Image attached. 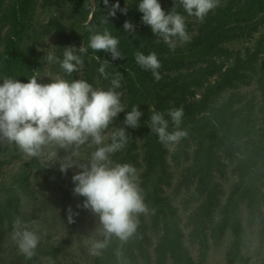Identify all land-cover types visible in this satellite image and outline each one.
<instances>
[{
    "label": "trees",
    "instance_id": "obj_1",
    "mask_svg": "<svg viewBox=\"0 0 264 264\" xmlns=\"http://www.w3.org/2000/svg\"><path fill=\"white\" fill-rule=\"evenodd\" d=\"M5 1L0 0V7ZM70 1L76 22H80L83 44H88L92 30L103 32L108 29L118 38V49L123 58L113 60L110 53L103 50L94 52L90 48L84 56L98 68L105 59L110 61L106 68L109 76H114L116 71L123 75L121 81L127 94L126 114L134 105H139L143 113L138 128L127 127L124 121L121 122L120 127H126L129 134V142L112 159L134 167L144 164L138 183L146 204L156 211L155 214L139 217L138 234L142 238H134L123 245L122 262L139 264V257L148 264L151 262L149 247L153 242L152 230L160 235L155 247L156 264H168L170 259L175 264H196L185 243L179 209L165 193L172 177L169 148L159 141L147 124L150 106L164 114L169 121V131L174 129L168 116L169 109H183L180 128L187 130L188 136L182 140L199 144L195 161L189 167L188 180H191V176L196 179V195H206V201L196 211L194 219L210 221L209 213L221 209L220 223L213 228V234L219 241L230 228L234 241L228 251L226 264L243 260L242 247L246 241V231L239 215L242 203L245 196H249L253 207L259 206V202L264 205V35L246 58H236L232 66L225 69L215 81L208 79L217 72L216 58L229 55V42L259 29L264 21V0H231L228 4L220 5L205 17L197 35L187 42H177L175 51L162 38L156 37L150 26L143 23V13L138 9L140 0H118L120 8L114 16L109 15V12L117 0H108L107 4L105 0ZM36 2L14 0L2 15V19L10 23V32L0 36V42L5 46L0 53L1 82L5 76L27 82L35 75L43 83L30 52L21 43L28 29L27 19L34 11ZM175 2L160 0L165 11H170ZM125 8L126 14L122 11ZM175 10L184 16L188 15L178 2ZM125 21L135 25V32H125ZM52 23L63 47L71 46L65 26L57 19ZM136 51L146 55L151 52L157 54L162 65L159 69L162 78L159 81L155 80L150 70L136 63ZM167 71H172L174 75L170 76ZM250 80L257 84L261 93L258 102H253L254 99L251 101L238 89L240 84H250ZM203 85L204 93L199 99L193 100L197 88ZM256 111L262 114L261 121L255 118ZM219 148L235 164L238 173V179L223 208L219 206L220 190L217 184V172L223 170ZM83 201L84 197L78 205H82ZM78 205L74 210L79 213L74 216V230L89 211ZM19 206L20 196L16 189L8 188L5 200L0 202V221L4 217L11 220ZM118 246L119 242L114 238L110 247L95 258L94 264H121L115 255ZM29 261L31 264H43L37 253Z\"/></svg>",
    "mask_w": 264,
    "mask_h": 264
},
{
    "label": "clouds",
    "instance_id": "obj_2",
    "mask_svg": "<svg viewBox=\"0 0 264 264\" xmlns=\"http://www.w3.org/2000/svg\"><path fill=\"white\" fill-rule=\"evenodd\" d=\"M189 16L201 22L220 5V0H176ZM108 0H105V4ZM165 11L160 0H140L138 9L144 24L150 26L156 37L175 51L177 41L187 42L190 37L186 29L185 16L175 10ZM120 8L119 2L112 6L109 15L114 16ZM127 12V8L122 9ZM107 22V21H105ZM125 32H135V25L125 21ZM119 40L108 29L103 32L92 30L87 45L63 47V58H57L51 51L45 53L43 60L58 62L61 69L71 75L78 71L83 63L82 54L90 48L94 52L105 51L113 60L124 56L118 49ZM136 63L150 70L156 81L162 77L159 72L161 62L155 52L144 54L136 51ZM110 61L104 60L99 73L109 79L106 71ZM122 73L116 71L110 80L108 89L96 88L83 79L69 81L53 77L49 83H41L37 76L27 82L3 77L0 83V144L15 145L28 158L46 157L48 165L59 162L60 171L67 173L69 168L80 169L72 176L75 184L73 194L84 197L82 205L96 218L94 229L102 238H89L84 241L91 256H100L107 250L115 238L119 246L115 249L117 260L122 262V247L138 234L141 215L155 214L145 202L143 191L138 183L137 169L129 163H119L112 156L124 149L129 142L126 127L109 130V126L118 114L125 110L121 103ZM150 118L147 122L152 133L158 136L165 146L178 144L188 136L180 124L183 118L182 108L168 111L174 129L169 131V121L163 113L150 106ZM143 113L139 105L127 111L124 125L131 128L140 126ZM91 149L87 158L81 160V150ZM65 155H60V150ZM74 212L68 208V223H74ZM35 220L23 222L17 218L13 222L11 239L26 260L36 255L41 240L38 228H33ZM47 235V233H44Z\"/></svg>",
    "mask_w": 264,
    "mask_h": 264
},
{
    "label": "rangeland",
    "instance_id": "obj_3",
    "mask_svg": "<svg viewBox=\"0 0 264 264\" xmlns=\"http://www.w3.org/2000/svg\"><path fill=\"white\" fill-rule=\"evenodd\" d=\"M13 1L6 0L0 7V36L10 32V23L8 20H3L2 15ZM230 1L220 0V5L228 4ZM55 19L65 26L71 46L80 47L83 44L80 22H76L70 0H37L34 11L27 19L28 29L23 35L21 43L30 52L43 83L51 82L53 77H60L69 81L83 79L94 87L105 90L111 87L112 76L105 79L99 73L98 66L89 63L90 61L86 60L84 54H82L83 63L78 66V71L71 75L65 73L58 62L48 63L43 60L45 53L49 51L57 58H63V45L58 40L56 30L52 28V22ZM185 20L186 29L191 39L199 33L204 20L201 22L196 17L189 15L185 16ZM262 35H264V21L257 31L239 36L229 42L227 44L229 48L227 54L229 55L216 58L217 72L210 76L208 81H215L225 69L232 66L236 58H240V60L246 58L250 52H253ZM4 49L5 46L0 42V53ZM167 72L170 76L174 75L172 71ZM0 83L2 82L0 81ZM207 84L208 82L205 83V85ZM238 89L251 101H253L252 99L255 100L253 102L259 101L261 93L255 82L240 84ZM116 91L122 93L121 103L125 110L119 113L109 126L110 131L120 127L126 116L127 94L122 81L121 87ZM204 91V85L197 88L192 99H199ZM254 116L259 121L262 120L260 112L256 111ZM167 147L169 148L168 159L172 177L171 185L166 187L165 193L179 209L185 243L191 255L196 264H226L228 251L234 241V234L228 228L224 237L219 241L216 240L213 228L220 223L222 215L219 210L221 209L209 213L210 221L204 222V218L194 219L196 211L206 201V195H196V179L191 176V180H188L189 167L195 161L199 144L194 141L184 142L181 139L178 144ZM90 151L91 149L83 148L81 160L86 159ZM219 154L223 162V170L217 172V184L220 190L219 206L223 208L229 194L232 193L238 173L235 164L220 148ZM60 155H65L63 149L60 150ZM135 168L138 180H140L144 164ZM79 170L78 168H69L65 174L60 171L59 162L48 165L46 157L28 158L14 144H0V202L5 200L7 189L10 187L15 188L20 196L19 209L12 214V219L4 217L0 221V264H31L19 253L15 242L11 239L13 230L11 221L14 222L17 218L28 223L35 220L33 228H38V234L41 235L36 253L43 264H94L97 256L89 255L84 241L90 237L100 238L98 233L94 232L97 218L90 211L86 212L76 230L73 229V223H68L67 220L69 206L74 211L82 198V196L73 194L75 184L72 176ZM251 201L249 196H245L239 212L241 223L246 231V241L242 247L244 258L236 264H263L264 262V205L259 202V206L253 207ZM151 235L153 242L149 249L152 260L149 264H156L155 247L160 240V235L152 230ZM123 264L126 263L123 262ZM139 264L148 263L139 257ZM168 264L175 263L170 259Z\"/></svg>",
    "mask_w": 264,
    "mask_h": 264
}]
</instances>
